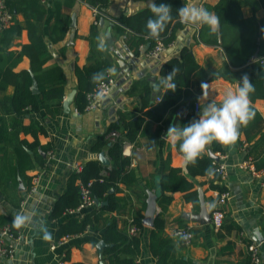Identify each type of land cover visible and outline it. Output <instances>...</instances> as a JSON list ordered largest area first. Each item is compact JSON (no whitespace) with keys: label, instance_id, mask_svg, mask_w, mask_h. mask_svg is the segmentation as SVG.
I'll list each match as a JSON object with an SVG mask.
<instances>
[{"label":"crops","instance_id":"crops-1","mask_svg":"<svg viewBox=\"0 0 264 264\" xmlns=\"http://www.w3.org/2000/svg\"><path fill=\"white\" fill-rule=\"evenodd\" d=\"M154 1L111 0L107 8L109 14L101 25V37L105 44L104 53L111 61L108 73L114 77L115 83L111 93L94 111H79L75 106L76 93L70 110H66L64 106L68 94L77 90L76 67L91 63L88 36L96 19L94 7L83 0H77L72 8H62V12L69 14L71 19L74 12L77 14L74 44L69 45L70 25L65 39L57 43L50 40V29L55 25V16L52 0L45 2L48 12L42 25L52 58L45 63L44 68L56 65L63 67L66 95L55 115L42 108L39 113L20 118L25 125H29L32 119L45 125L47 134H39L38 141L41 146L48 148L46 153L50 150L54 152L52 159L46 154L43 156L44 165L36 161L35 166L27 169L22 178L15 169L12 146L8 145L6 151L1 153L0 216L15 217L20 238L15 241L14 257L7 259L0 256V264H58L62 252L67 253L69 264H110L103 254L106 246L102 251L98 248L99 242L104 240L106 222H101L98 230L89 227L82 233L74 234L56 249H51V244L58 238L60 226L72 216L78 215L82 219L91 208H84L77 215L65 212L59 217H53L52 212L76 167L84 166L89 160L99 159L102 151L108 157L106 149H97L96 143L111 124L119 120L120 111L131 114L134 119L143 120L137 141H128L124 145V155L131 158L129 169L135 171V179L130 184H120L118 196L124 198V207L105 216L116 217L119 229L127 231L133 215L142 213L144 218L148 192L157 193L162 177L173 167H185L187 154L196 151L210 156L213 154L226 165V179H218L214 173L191 177L185 172V177L194 184V196L189 198L187 192L175 191L170 193L173 199L166 210L163 211L158 205V215L165 220L162 234L172 239L175 258L189 264H247V245L251 241L260 243L264 264V124L261 131L258 130L253 138L248 139L244 125L238 136L229 132L236 120L235 112L232 123L227 119L231 116L228 103L238 100L251 103L264 119V98L251 100L240 86L243 82L264 80V7L259 0H242L240 7L243 22L226 30L224 36L214 10L220 0H183L187 7V16L182 20L185 27L165 53L156 59L147 57V47H133L127 34L117 35L113 30L116 17L133 14L151 6ZM16 18L24 23L22 14H18ZM215 31L218 32L219 43H207L206 41L213 39L212 33ZM2 33L3 29L0 27V38ZM224 40L227 49L223 46ZM29 42L26 28L8 48L0 40L4 69L10 68L16 73L31 70V60L27 55L18 59V54ZM185 46H192L195 59L208 72L221 74L209 81L204 91L198 95L197 103L201 105L202 113L195 125L202 136L194 132L188 133L187 152L179 148L178 142L182 139V122L188 113L171 111L165 120L156 122L146 114L148 107L140 109L141 93H130L134 83L142 88L148 81L154 88L152 102L157 103V98L171 85L168 79H165L163 85H159L160 70L168 59L179 54ZM257 50L258 58L252 60ZM14 91L15 86L12 84L0 87V112L8 118L11 117L7 113L8 103L5 98L13 95ZM210 104L213 105L212 111L209 110ZM234 105L237 107L236 103ZM167 126L172 129L165 134ZM20 138L29 143L36 140L32 134L20 133ZM213 141L220 145V149L214 150ZM29 152L32 153V150ZM248 159L255 167V163L260 164V169L256 167L257 174L242 166ZM37 174H40L38 188L30 194L31 180ZM222 189L229 192V199L224 206V225L216 232L208 219L218 206L217 200ZM203 211L209 213L205 220L201 215ZM141 226L136 235L140 240V253L136 261L139 264H157L158 258L151 249L153 227L146 225L144 221ZM180 227H190L193 231L194 240L191 244H183L174 234Z\"/></svg>","mask_w":264,"mask_h":264},{"label":"trees","instance_id":"trees-1","mask_svg":"<svg viewBox=\"0 0 264 264\" xmlns=\"http://www.w3.org/2000/svg\"><path fill=\"white\" fill-rule=\"evenodd\" d=\"M48 0H5L10 12L14 15L15 21L3 29L0 38L4 47H9L21 35L24 28L28 30L29 44H26L18 54V59L27 55L31 60V70L13 72L10 68L4 69L0 56V87L5 88L9 84L15 86V91L5 100L8 103V118L0 112V161L1 153L6 151L11 145L16 160V171L18 170L22 178L29 168L35 166L37 161L44 165L45 161L40 148L47 151L46 146H41L38 141L39 134H47L44 124L37 119H32L29 125L22 123L20 119L23 115L39 113L42 108L48 113L55 115L59 112L66 95L65 73L61 65L52 68H44L47 61L52 58L50 46L43 31L42 21L48 12ZM90 6L97 8V23L94 22L88 39L90 41V64L77 66L75 73L77 76V92L75 96V106L79 111H84L88 103L87 94L93 91L96 85L106 79L109 75L111 61L104 53L105 44L101 37V18L108 16V6L111 0H83ZM242 0H220L215 5L214 10L218 18L222 34L226 36V30L241 24L243 14L241 11ZM264 7V0H259ZM52 7L55 16V25L50 29V40L60 42L65 39L69 31L71 16L62 12L63 7L72 8L77 0H52ZM244 3V2H243ZM22 14L24 23L22 24L16 16ZM187 16V7L183 0H155L151 6L141 9L133 14H122L116 17L113 30L117 35L127 34L131 46L139 48L141 45L151 50L162 40L170 46L176 40L179 32L185 27L182 21ZM213 39L206 41L209 44H218V32L212 33ZM223 36V39H224ZM235 42V41H234ZM148 45V46H147ZM223 46L227 49L225 40ZM33 75L37 80L39 92L32 90ZM221 74L208 72L202 67L193 54L192 46L183 47L179 54L168 59L162 66L159 73V85H163L165 79L170 81V87L160 95L161 100L152 102L154 88L146 81L141 88L138 83H134L130 93H141V107H148L146 114L154 121L161 122L172 111H186L188 116L182 122L181 136L178 142L179 148L187 152L188 144L186 139L189 132H194L202 136L195 125V121L201 115L195 112L198 95L201 94L206 84ZM244 93L251 97V100L264 98V80H251L240 84ZM242 116L245 132L248 139L254 137L258 130H262L264 119L260 112L251 104L242 100L235 101ZM228 103L231 116L227 119L232 123L235 119L234 110ZM119 120L111 124L108 130L99 137L96 143L97 149H106L110 160V165L103 164L99 159H92L85 163L81 171H74L67 183L64 193L54 204L52 215L59 217L68 209L76 207L81 201V189L78 181L87 183L93 180L91 192L99 201H107L105 205L97 204L91 208L82 219L72 216L70 220L62 224L57 232V237L64 234H79L87 228L99 229L101 222H106L107 228L103 234V239L109 245L104 248L103 254L110 264H139L136 261L140 253V240L138 236H130L128 231L120 230L116 217H106L111 212L119 211L123 205L124 198L118 196L120 184H130L135 179V171L129 169L131 158L124 155V145L126 142H136L140 134L142 119L136 118L129 113L120 111ZM231 117V118H230ZM168 126L165 134L170 131ZM119 132L115 140L111 137V132ZM20 133L32 134L36 140L33 143L20 138ZM264 138V133L262 134ZM214 150L220 149V145L213 141ZM32 150V153L29 152ZM187 154V153H186ZM187 162L183 168L173 167L167 175H164L159 183L158 205L164 211L171 203L175 191L188 193L187 197H193L194 184L187 177L197 175H208L214 173L219 179L214 164L215 159L206 153L196 151L187 154ZM260 169V164L255 163ZM17 167V168H16ZM31 180V179H30ZM114 188V192L110 190ZM224 189H222L223 191ZM163 191V193H162ZM126 201H128L126 199ZM126 203V202H125ZM136 223L142 225L143 214L137 213ZM6 223H11L12 229L18 232L19 225L12 217L0 216V227ZM165 228V220L161 215H157L151 233V249L157 256V264H189L185 260H177L174 256L175 246L169 237H165L162 232ZM85 264V263H77ZM248 264V263H247Z\"/></svg>","mask_w":264,"mask_h":264},{"label":"built area","instance_id":"built-area-1","mask_svg":"<svg viewBox=\"0 0 264 264\" xmlns=\"http://www.w3.org/2000/svg\"><path fill=\"white\" fill-rule=\"evenodd\" d=\"M95 14L99 13L97 8H94ZM15 21L14 15L8 9L5 0H0V27L4 29L5 27L10 26ZM97 23V20L95 19ZM143 46V45H142ZM169 46L166 45L162 40H158L157 44L153 49L147 52V57L149 58H160L163 53L167 50ZM264 63V60L262 61ZM115 83L114 77L108 75V77L102 81H100L93 91H90L87 94L88 103L85 106V111H94L100 107L101 101L105 98V96L109 95L112 91V86ZM158 101L161 100V97L157 98ZM79 110V109H78ZM209 110H213V105H209ZM201 111V105L196 103L195 112L199 113ZM119 136V132L112 131L111 137L115 140L116 137ZM49 158H53L54 152L50 150L48 153ZM214 164L216 166V172L219 174L220 179L224 180L227 177V167L221 162L219 159H215ZM242 166L248 168L252 171V173L257 174L258 170L252 163L250 159L244 161ZM83 165H79L76 167L75 171H81L83 169ZM40 179V174L35 175L30 184L29 192L30 194L34 193L38 188V183ZM81 189V201L78 206L68 209L66 212L69 214H80L84 208H93L97 205V199L93 196L91 192V186L93 184V180H90L87 183H83L78 181ZM229 199V192L223 190L219 193V198L217 202V207L211 213V223L216 232L220 231L224 225L226 211L225 204ZM159 212V209H158ZM78 216V215H77ZM13 220L16 221L15 217ZM141 225L136 223V216L133 215L129 220L128 233L130 236H136L140 230ZM174 234L181 240V242L185 245H189L194 240V233L190 227H180L174 231ZM74 234L67 233L58 237L52 244L51 249H56L59 245L64 244L67 240H69ZM20 238V232H15L12 229L11 223H6L0 227V256L5 257L7 259H12L15 254V241ZM248 252V264H263L262 253L260 243L256 241H251L247 245ZM58 264H69L67 261V253L62 252L60 257L58 258Z\"/></svg>","mask_w":264,"mask_h":264},{"label":"water","instance_id":"water-1","mask_svg":"<svg viewBox=\"0 0 264 264\" xmlns=\"http://www.w3.org/2000/svg\"><path fill=\"white\" fill-rule=\"evenodd\" d=\"M105 18H101L100 23L101 25L104 24ZM76 25H77V14L74 12L72 14V19H71V23H70V28H71V32L69 35V41L68 44L69 45H73L74 44V38H75V31H76ZM168 52H171V50H168ZM258 50L257 52L253 55L252 60L257 59L258 58ZM32 90L35 93L39 92V86L37 83V80L35 79L34 75H33V85H32ZM76 89L73 90L71 93L68 94V96L66 97L65 101H64V106L66 110H70V104L74 99L75 93H76ZM106 97V96H105ZM234 112L236 114V120L235 123L231 126L229 132L232 135H236L238 136L244 129L243 124H242V116L240 114L239 109L233 104L232 105ZM30 151V150H29ZM40 152L42 153L43 156H46V152L43 150H40ZM211 157H213L214 159H218L215 155H211ZM99 160L105 164V165H110V160L109 158L106 156V153L104 151H102L99 154ZM115 189L112 188L110 190V192H114ZM160 192L158 191L157 193L155 192H148V197L146 199V210H145V214H144V218L143 221L146 225L154 227V221H155V217L158 215V196H159ZM107 201H99L97 200V204H102L105 205L107 204ZM207 214V215H206ZM202 217H204L203 220H205L206 216H209V213L203 211L202 212ZM211 221V215L209 217V219ZM107 246V243L104 240H101L98 244V248L100 251H102L103 247ZM12 262V261H11Z\"/></svg>","mask_w":264,"mask_h":264}]
</instances>
